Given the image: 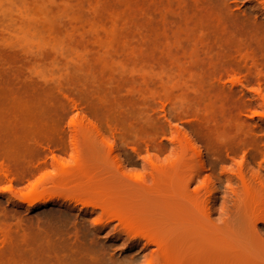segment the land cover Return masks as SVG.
I'll return each instance as SVG.
<instances>
[{"label": "rangeland", "instance_id": "1", "mask_svg": "<svg viewBox=\"0 0 264 264\" xmlns=\"http://www.w3.org/2000/svg\"><path fill=\"white\" fill-rule=\"evenodd\" d=\"M254 13L247 0H197L196 6L195 0H0V264L70 262L63 254L52 255L56 240L48 238L52 233L48 225H42L46 220H41L45 211L50 210L58 216H67L71 224L85 221V228L94 229V239L101 241L106 251L103 250V255L108 260L113 258V264H148L151 250L125 243L117 232L100 227L108 224L107 219L99 221L100 209L98 214L93 213L94 200L132 201L127 193L116 191L111 183L103 181L101 177L109 169L104 161L108 155L111 162L117 157L126 165L129 180L147 181L148 186L154 187L153 177L163 175L178 161L182 146L192 151L190 142L203 155L206 176L217 183L214 217L217 222L211 232L218 239L214 248L221 254L220 264H244L222 260L224 252L219 241L226 227L237 237L245 236V226L253 219L252 211H239L226 226L225 209L231 207L226 204L229 187L218 178L226 171L221 162L225 145L238 152L236 161L241 163L249 153L244 147L249 133L256 131L257 137L264 136V109L252 96L259 88L258 71L248 68L250 64L248 67L241 64L242 72L236 71L237 62H234L239 58L237 46L241 38L258 29L264 31L260 28L264 27V22L259 20L262 17ZM254 22L259 24L257 28ZM247 41L253 47L248 46V53L253 49V54L263 60L264 48L262 45L258 48L261 43ZM250 69L253 74H249V79L254 85L242 84L248 80ZM62 132L65 136L66 132L69 134L63 138ZM97 140L105 142V150L103 147L101 156L94 154L96 159L83 161L82 147L78 145ZM25 146H41L49 156V164L56 162V167L61 169L59 163L67 162L65 166L71 171L80 166L82 173H75L77 178L69 174L67 180H74L72 183L71 179L66 180L68 185L63 184L64 187L47 183L36 197L31 186L45 178V181L57 178L61 171L50 167L31 183H21L20 159L24 154L9 150L5 154L2 148ZM191 158L188 155L185 159ZM196 189L192 187V191ZM80 190L89 193L88 197ZM13 194L35 198L32 203L15 207L8 200ZM61 194L66 196L64 199L62 195L61 199L66 204L69 202V206H63ZM16 214L22 215L24 222L13 218ZM193 215L191 212L182 225H174L172 219L156 218L155 231L177 242L176 251H182L190 242L187 235L195 229L187 223ZM17 222L21 225L16 226ZM12 232L15 239L5 237ZM24 246L29 250L34 248L35 258L25 259L22 250H18Z\"/></svg>", "mask_w": 264, "mask_h": 264}, {"label": "bare ground", "instance_id": "2", "mask_svg": "<svg viewBox=\"0 0 264 264\" xmlns=\"http://www.w3.org/2000/svg\"><path fill=\"white\" fill-rule=\"evenodd\" d=\"M224 1L227 2V0H224ZM236 1L237 0H235V2ZM193 2H194V0H193ZM196 2H197V0H195V6H196ZM247 2L252 5V9L255 12L254 15L260 16L259 18L262 17V20H263V18H264V0H247ZM197 4H199V3H197ZM186 8H188V7H186ZM195 9H196V7H195ZM245 14H247V13H245ZM243 15H244V13H243ZM254 15H253V18H256ZM246 17H247V15H246ZM259 20L261 22H264L261 19H259ZM254 21H256V20L254 19ZM258 21L256 23H258ZM260 21H259V23H261ZM258 25L255 26L254 28H257ZM260 26H262V23ZM260 28H264V27L262 26ZM240 37H241V35H240ZM240 37H239V39H240ZM241 39L242 40L241 41L239 40L240 43L237 46L238 47L237 53L239 55V58H238V61H234L235 63L236 62L237 63H236V68L234 66H233V68H235L236 71L242 72L241 64L242 65L244 64L247 67L249 66L248 64H250L251 67H248V68H254L256 71H258V75L260 77V80H258L259 88L257 90H255V93L252 94V96H253V99H255L259 103V107L261 109H264V67H263L264 64H262L264 62V59L261 60V58H258L257 55H254L253 49H251L252 52L250 51L248 53L247 50L249 49V47H252V46L247 45L248 43L246 44V42H248L247 41L248 39H249V41H251L252 39L255 41L258 40L256 42L261 43L260 45L258 43V45H259L258 48L261 49V45H262V48H264V31H262L261 29H258L256 32L254 31V33H252V34L245 35ZM262 50L264 51V49H262ZM245 52H247L248 54L247 53L245 54ZM261 57L263 58V56H261ZM260 64L263 66H261ZM252 72H253L252 69H250L249 73H247L248 74V77H247L248 80L245 79V81H243L242 84L244 83V84H248V85H254L253 82L251 81V79H249V74L251 76L253 74ZM63 132H65V131H63ZM251 132L252 133H249L250 134L249 139L244 143V147L249 150V153L243 162L238 163L236 161L237 157H238L237 151L231 149L228 145H225L223 147L222 151L225 153V155L221 157L222 158L221 162L226 166V168H225L226 171L221 175V177L218 178V180L219 181L222 180L223 182H226V184L229 187L228 188L229 197L227 198L229 201L226 204L230 205L231 207L227 206L225 209V212H226L225 215H227L228 217L225 220L224 224L227 226L230 223H232V219L237 217V215L239 214V211L242 212V211H246V210H251L253 219L251 218V220H249V222L245 226V229H246L245 236H243L242 238L237 237L235 232L231 228L229 229L226 227L223 229L222 238L220 239L219 242L221 245V249L224 252L222 260H227V259H229L231 261L237 260V261H240L244 264H264V136L259 137V134H258V137H257L256 136L257 133H255L256 131L255 132L251 131ZM63 134H62L63 138H65V137H67V134H69V133L66 132V136H65V133H63ZM190 144H191L190 146L192 147V149H191L192 151H190L188 146H182L181 147L182 155L178 159V161L175 164H173L170 168H168L163 175L153 177L154 187L148 186L147 181L134 182L133 180H129L125 174L126 165L124 163H122L123 161L121 162L120 159L118 160L117 157H115L114 154H112L113 152L112 153L110 152V153H111V155H113L116 158L115 162L113 161L115 158L112 159L113 162H111L109 155H108V158L106 159V161H104L105 168H107V169L109 168L110 171L108 169V171H107L108 173L106 172V174L103 175V177H101V178H104L103 181L111 183L109 185L110 186L112 185L116 191L121 190V191H124L125 193H127V195L132 199V201L125 203L123 201V199H121L122 202L120 203L118 201L119 200L118 199V200H114V201L107 200L106 202L102 201L101 203L100 202L98 203L96 200H94V202L91 203L92 207H93V213H96L97 209H100L102 219L99 221H103L106 219L108 220L107 221L108 224L106 223L107 224L106 226L98 225V227L100 226V227H103L105 229L106 228L112 229L113 231H115V233L117 232L119 234V236L124 237L125 243L128 242V243L132 244L133 246H143L144 250H151V253L148 254V256H147V258H149L148 264H220V262H221L220 261L221 254H217V251L214 248L215 244L218 243V241H217L218 239L214 238L213 233L211 232V230L213 229V227L216 224L215 222H217V219L214 218L216 216L215 207L217 206L216 203H217V199H218L217 198V195H218L217 194V191H218L217 183L214 182L209 176H206L208 171H207L206 163L203 159V155H202L200 149H198L195 146L196 145L195 143L190 142ZM104 145H105L104 141L99 142V140H97V141L87 142L85 144H82V146L78 145L79 147H82V148L81 149L77 148V149H80L81 152L80 151L79 152L81 154H83L81 157H83V158L85 157L84 159H82L83 161L86 158H87V161H88V159L90 161V158L95 156L94 154H98V155L100 154V156H101V153L103 152L102 151L103 147L105 150ZM83 147H84V149H83ZM5 148H7V150H5ZM110 148H113V147H110ZM2 149H4L3 151L6 152L5 154H7V153L9 154V152L10 153H18L19 155L24 154L25 157L23 159H20V163H21L20 166H22V168H23L22 170H20L22 174L19 173L20 179H21V176L23 179V180L21 179V181L19 180L21 183L24 181H28V182L32 181L33 179L38 177L37 175H39V173H41L42 171H45L46 169H48L50 167L55 168V169L56 168L60 169V167H58V166L56 167V164H55L56 162L50 163V164L47 162V158L49 156H46L47 152L45 154L46 150L44 148H42L41 146L40 147L39 146H37V147L25 146V147H21V148L20 147H18V148L17 147L16 148L4 147ZM2 149H1V152H2ZM8 150H9V152H8ZM67 150L68 149H65L66 153H67ZM82 150H84L83 153H82ZM189 152H192V154ZM66 153L64 152V155H66ZM18 154H14V155L19 156ZM61 154L63 155V153H61ZM190 154L193 156V158H191L189 160L185 159L188 157V155L190 157H192ZM111 155H110V157H111ZM42 156H44V159H42V160L40 159V161H41L40 162L39 158H41ZM118 157L121 158V156H118ZM61 158H63V157H61ZM78 158H79V155H78ZM94 158H92V159H94ZM101 158L102 157H100V162H101ZM34 159H36V160H34ZM257 159H259V160L261 159V162L258 163ZM56 161H57V158H56ZM78 162H77V164H78ZM58 163H59V161H58ZM59 164H62V166L60 165L62 168L60 169L61 173H60L59 177L58 176H57V178L51 177L50 179H47L46 181H45V179H46L45 178L43 181L41 180V182L40 181H39V183L37 182L36 186H31V187H33L32 194L35 193L34 194L35 196H36V194H39L37 192L42 187H45V185L47 186V183H48V185L50 184V185H53L55 187L67 186L68 183L66 184L65 182H66L69 174H73L70 176L74 177L75 173H77L78 171H80L82 173L80 166L76 167L77 169L80 168V170L73 168L74 170L71 171L72 169L71 168L69 169V166H67V167L65 166L66 164H68L67 162L65 165H64V163H59ZM253 165L255 167H253ZM89 168H90V166H89ZM92 168H94V167L92 166ZM105 168H103V169H105ZM107 169H105V170H107ZM99 170H101V169H99ZM20 171H18V172H20ZM70 171L73 173H70ZM155 172H156V169H155ZM78 174H79V172H78ZM76 178H77V176H76ZM76 178H75V180H76ZM82 178H84V177H82ZM70 179H71L70 183H72V180H74V179L73 178H70ZM70 179H68L67 182H69ZM63 184H64V186H63ZM193 186L197 187V189L194 191H192ZM161 188H165L166 191H162ZM30 190H31V188L29 189L28 194H30V192H31ZM54 190H55V188H54ZM87 190L88 189H85L84 192H87ZM57 191H58V188L55 192H57ZM80 191H81V194L82 193L86 194V196L88 197L87 194H89V193H84V192H82V190H80ZM62 192H60V193H62ZM45 193H46V191H44L43 194H45ZM63 193H65V192H63ZM40 194L38 196H40ZM51 194L53 195L54 193H51ZM67 194H69V193H67ZM67 194H65V195H67ZM119 194H121V193H119ZM59 195H57V199H58ZM62 195L64 196V194H61L59 199L64 198V197H65L64 199H66V196L62 197ZM32 196L33 195H31V197ZM69 196L68 197L70 199H73V198H71L72 197L71 194H69ZM80 196H82V195H80ZM9 197H8V200H9L10 204H12V206L14 205L15 207H19V206L22 207V205L20 203L24 204V202L25 203L27 202V204L32 203V199L35 198V197H32V198L29 197V199H27V198H25V196L24 197L21 196V198H19V195L16 196V194H13L11 198H9ZM53 197H54V195H53ZM68 197H67V200H69ZM83 197H85V196L83 195ZM64 199L63 200L61 199V201L65 202V204H63V206L64 205L69 206V202L66 204V201ZM8 200H7V202H8ZM30 200H31V202H29ZM16 201H19V202H16ZM64 202H61V203H64ZM61 203H58V204L60 205ZM88 204H89L88 206L91 205L90 202ZM2 209L4 210V208H2ZM28 209H30V208H28ZM83 209H85V208H83ZM7 210H8V208H7ZM14 211H16V210H14ZM52 211H54V210H52ZM227 211H229V212H227ZM10 212H11V210H10ZM81 212H84V210H81ZM191 212H193L194 215L192 216V218L187 223L189 225L195 227V229L190 231L189 235H187V237H191V238H189V240L186 237V240L190 241L187 243L186 248L182 251L177 252L176 251V246L178 244L177 242L171 240L167 236H165V238H164V237H162L156 233L155 230H156L157 221L155 219L156 218H162L165 220L168 218V220L172 219L171 221H174L173 222V223H175L174 225H182V224H184L185 219L188 217V215ZM97 214H98V212H97ZM58 215L59 214L53 213L50 210V211H45V213L41 217L42 221L46 220V222H44L43 224L41 223V224L44 226L48 225L49 226L48 229L52 233L51 235L49 234L51 237H48V236H46V237L55 238V240H56V247H54L55 249L52 252L53 256H55L54 254H56V253L57 254L59 253L61 255L63 254L64 255L63 257L67 258V260H70V262L68 264H72L71 261L74 264H111V263L113 264V262L111 261L113 258L111 260L110 259L108 260V259H106L107 256L103 255L106 251L104 250L105 248L104 249L102 248L103 244L101 245V243H100L101 241L99 242V240L97 241V239H94V237H93L94 229H93V231L87 230L85 228V224H84L85 221L83 222L81 220H78V221L73 222L71 224V223H69L70 221L68 222L67 216L64 217V214H63V216H61L62 214L60 216H58ZM20 217H18V215H17V217H13V218L19 220V222H24L23 218L21 219ZM69 217H71V216H69ZM8 219H9V217H8ZM79 219H80V217H79ZM38 220H40V218ZM72 220H73V218H72ZM35 222H37V221L35 220ZM17 223H16V226L17 225L19 226V224L21 225V223H18V224ZM94 223H96V222H94ZM14 224H15V221H14ZM97 224H99V222ZM92 226L94 228L95 224H93ZM11 227L12 226L10 225V228ZM38 227L39 226L37 225V228ZM91 227H87V228L91 229ZM19 229L20 228L17 229V233L19 232L18 231ZM23 229H25V228H23ZM39 229H38V231H39ZM96 229H97V226H96ZM44 232H46V231L44 230ZM23 233H25V232H23ZM12 234H13V232L8 233V236L6 235L5 237H9V239H12V237H11ZM30 234H32V233H30ZM34 234H35V231H34ZM198 234H201L202 236L201 237H194ZM20 235H22V234H20ZM25 235H26V233H25ZM27 237H29V236H27ZM33 237L35 238V236H33ZM39 237H37V238H39ZM204 237H207L208 239H206ZM6 239H8V238H6ZM13 239H15V238H13ZM46 239H45V241H46ZM23 241H25V239ZM45 241H43V242H45ZM29 242H30V240H29ZM20 243H22V241ZM50 243H51V240H50ZM53 243H51V244H53ZM18 244H19V242H18ZM40 244H42V243H40ZM24 245H25V243H24ZM43 246H45V245H43ZM50 246L53 248L52 245H50ZM50 246L49 247L47 246V247L50 248ZM21 247H22V245H21ZM29 247H30V245H29ZM29 247L26 246L23 249H18V250H22V252L24 253V257H25V259H27V261L31 260L32 254L34 252V251H32V250H34V248L29 250L31 248V247L30 248ZM34 247H36V246H34ZM151 247H155L157 250L153 251L152 249H154V248H151ZM103 250H104V253H103ZM36 252H37V250H36ZM44 252H46V250ZM8 254H9V252H8ZM61 255H59V256H61ZM108 257L111 258L110 256H108ZM32 258H35V256ZM50 258H53V257H50ZM54 258H57V257H54ZM43 260H45V259L43 258ZM57 260H59V259H57ZM63 260H65V259H62V261ZM63 264H66V263H63Z\"/></svg>", "mask_w": 264, "mask_h": 264}]
</instances>
